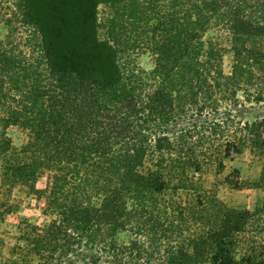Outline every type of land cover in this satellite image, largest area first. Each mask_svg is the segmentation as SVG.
I'll return each mask as SVG.
<instances>
[{"label":"trees","instance_id":"obj_1","mask_svg":"<svg viewBox=\"0 0 264 264\" xmlns=\"http://www.w3.org/2000/svg\"><path fill=\"white\" fill-rule=\"evenodd\" d=\"M101 4L122 23L106 34ZM129 20L143 30L128 35ZM2 24L0 217L16 208V187L50 216L10 232L7 264H107L91 251L116 264L252 261L237 257L236 243L259 208L221 207L186 236L187 206L174 195L189 191L188 170L211 154L207 131L224 129L223 167L246 145L264 152V117L236 129L227 118L225 127L209 122L175 136L155 123L217 112L240 92L264 100V0H0ZM122 45L149 49L154 66L125 68ZM14 125L27 132L20 147L9 134ZM254 185L264 187V170ZM124 230L134 237L122 244Z\"/></svg>","mask_w":264,"mask_h":264},{"label":"rangeland","instance_id":"obj_2","mask_svg":"<svg viewBox=\"0 0 264 264\" xmlns=\"http://www.w3.org/2000/svg\"><path fill=\"white\" fill-rule=\"evenodd\" d=\"M116 10L106 4H101L99 7V17L102 22V33L106 34L111 24L119 25L120 22H113L116 18ZM127 22V20H126ZM132 21L128 22V35L134 34L133 29L142 31L141 25H132ZM7 33L6 25L0 26V35L5 37ZM209 34H216V31H210ZM126 40H131L126 36ZM119 60L125 68L130 64L139 65L146 69H151L154 66V57L150 50L140 46L127 47L122 45L119 53ZM232 55H225V68H231ZM239 101L224 102L220 109L215 112H205L202 115L195 114L194 116H182L174 120L155 123V129L175 136L182 129L191 128L195 125L208 124L209 122H222L223 120L231 119L233 121L232 128H235L241 122L254 121L264 117V100H247L243 93H239ZM223 128L218 130V133L207 131L208 137L211 138L212 149L211 154L206 155L201 159L200 167H191L188 170L190 186L189 191L182 190L174 198L180 200L187 206V218L185 235L190 236L195 234L197 230H202L209 225L210 220L214 221L217 215V209L221 207L230 209H245L250 208L255 210L259 208L256 215L251 218V221L246 226V229L239 234L238 242L236 243V253L238 258H243L252 255V261H243L242 264H264V187H257L255 182L259 181L264 170V152L253 148L250 144L243 147L241 153L233 152L232 157L224 158V166L219 164L220 158L217 147L219 143L224 142L225 135L221 134ZM9 134L14 140L17 147L22 146L27 140V132L18 125L9 128ZM227 134V132H226ZM228 134L231 133L228 131ZM208 137H205V142L196 148V153L203 157L205 146H208ZM200 136L195 135L194 139H199ZM241 182L242 187H237V183ZM2 188L0 187V208L1 201L4 199ZM180 195V197H179ZM12 202L16 204V208L0 217V264H7V257L10 255V245L12 238L10 232H16L18 225L22 220H29L36 223H46L50 220V216L43 211L42 203L37 200L34 195H29L26 191L16 187L12 193ZM171 194L167 193L162 197L164 202L170 200ZM182 219V218H181ZM184 221V219H183ZM134 237L131 230L120 231L117 234L119 243H128ZM100 254L102 261L107 264H116L112 261V257L105 252H93ZM200 264H213L210 257Z\"/></svg>","mask_w":264,"mask_h":264}]
</instances>
